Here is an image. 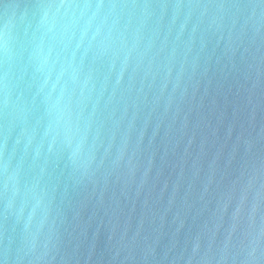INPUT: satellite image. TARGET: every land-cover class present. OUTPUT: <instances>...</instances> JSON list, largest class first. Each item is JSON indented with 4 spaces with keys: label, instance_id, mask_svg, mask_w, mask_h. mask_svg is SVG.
<instances>
[{
    "label": "water",
    "instance_id": "obj_1",
    "mask_svg": "<svg viewBox=\"0 0 264 264\" xmlns=\"http://www.w3.org/2000/svg\"><path fill=\"white\" fill-rule=\"evenodd\" d=\"M0 264H264V0H0Z\"/></svg>",
    "mask_w": 264,
    "mask_h": 264
}]
</instances>
